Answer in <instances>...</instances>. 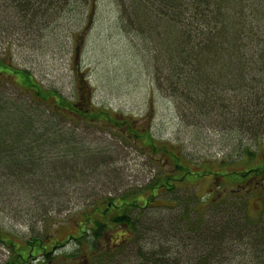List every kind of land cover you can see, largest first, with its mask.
Wrapping results in <instances>:
<instances>
[{
  "label": "trees",
  "instance_id": "trees-1",
  "mask_svg": "<svg viewBox=\"0 0 264 264\" xmlns=\"http://www.w3.org/2000/svg\"><path fill=\"white\" fill-rule=\"evenodd\" d=\"M10 1L20 8L18 19L14 16L11 20L26 25L54 15L60 2L69 4V0ZM82 1L98 6L97 0ZM113 1L119 7L120 27L147 43L154 85L173 100L178 110L187 102L194 116L212 120L215 112L224 113V117L230 108L232 122L244 125L241 130L246 128L258 137L264 129V0ZM35 39L28 36L26 41ZM76 51L78 54L79 49ZM13 56L11 46L0 51L1 185L12 191L28 188L42 193L40 196L52 197L57 189L60 192L82 184V179L92 176L102 165L112 164L109 160L114 146L92 149L84 144L83 132L76 128L80 123L100 128L113 119L102 107L95 113L90 106L81 110L92 95L84 86L89 81L88 71L79 72L75 62L79 90L76 100L71 101L59 90L36 80L30 69L15 65ZM8 83L27 98H11L10 92L1 89ZM228 96L240 107L231 108ZM184 115L181 111L183 120ZM67 120L75 125H66ZM132 124L129 121V130H133ZM118 134L132 141L123 130ZM141 137L134 135V144ZM164 149L172 163L174 160L172 170L152 178L142 190L99 197L66 219L50 216L51 222L46 209L41 219L46 231L52 228L58 232L68 224L77 229V236L69 235L68 239H75L78 245L72 251L61 252V264H264V191L259 186L233 189L234 193H248L249 200L227 198L222 192L216 198L209 193L206 202L196 192L193 197L166 199L174 203L166 206L175 210L170 214L161 216L154 210L144 214L147 209L162 207L154 203L158 196L174 194L194 173L185 165L189 162L186 155L175 146ZM246 155L250 161L257 157L251 149ZM205 164L219 168L232 163L207 161L197 166L200 169ZM251 168H258V174L264 172V166ZM214 176L219 179L222 174ZM253 188H257L255 193ZM111 230H119L121 238L117 236L118 244L107 248L101 243L102 235ZM34 234L18 243L14 241L17 234L0 226V243L11 253L3 264H34L37 258L42 263H53L55 250L65 245Z\"/></svg>",
  "mask_w": 264,
  "mask_h": 264
},
{
  "label": "rangeland",
  "instance_id": "rangeland-1",
  "mask_svg": "<svg viewBox=\"0 0 264 264\" xmlns=\"http://www.w3.org/2000/svg\"><path fill=\"white\" fill-rule=\"evenodd\" d=\"M97 2L96 8L82 0H69V4L60 2L52 12L54 15L42 22L38 21V24L26 25L11 20L14 16L18 19L19 7L15 8L10 0L6 1L5 6L3 0H0V51L4 52L7 46H11L15 65L30 69L36 80L48 88L59 90L71 101L76 100L79 90V81L75 77L76 62L79 72L88 71L89 81L84 86L92 93L86 98L88 103L81 110L90 106L91 112L95 113L102 107L113 118L100 128L84 123L76 127L83 132L86 146L95 150L107 145L114 146L112 159L109 160L112 164H104L92 176L82 179L87 184L78 183L60 192L57 189L52 198L49 194L40 196L42 193L36 194L28 188L8 190L0 183L1 228L17 234L13 238L18 243L26 242L34 233H39L43 238L49 237L51 241L62 242L65 247L55 250L57 254L50 264H61V252L76 248V240L68 237L77 236V229L74 224H68L58 232L52 228L46 231V224L41 220L46 209L49 219L51 216L61 220L94 203L99 197H118L125 190H142L149 184V180L172 170L174 160L172 163L164 146L171 148L173 145L182 155H186L189 162L185 165L194 173L187 176V183L178 186L174 194L158 196L154 203L162 207L147 209L144 214H150L153 210L161 216L170 214L171 210L166 206L174 203L166 199L174 196L193 197L196 192L206 202L209 193L216 198L222 192L227 198L249 200L251 196L248 197V193L233 192L242 180L237 169L244 172L251 167L264 166V129L260 130L258 137L246 128L241 130L244 125L240 127L232 122L229 107V116L226 114L228 117H223L221 114L224 113L217 111L212 120L194 116V109L191 110L187 102L181 104L184 109L178 110L173 100L154 85L152 59L148 55L147 43L120 27L122 22L115 1ZM28 36L37 39L26 41ZM24 44L27 45L24 47ZM1 89L10 92L11 98H27L25 93L20 94L12 84L2 85ZM229 97L227 103H230L231 108L240 107L235 105V100L232 104L233 99ZM181 111L185 114L184 120L180 116ZM129 121L133 122V130L128 129ZM66 125L75 124L67 120ZM121 128L128 136L140 132L148 141L143 144L142 137L137 144H134V137L130 138L131 142L127 141L118 134ZM150 136L153 140L149 139ZM153 144L157 149H153ZM249 149L257 153V157L251 161L246 155ZM151 155L155 157L153 160H150ZM226 160L232 164L219 168H211L207 164L200 169L197 166L207 161L221 163ZM217 172L222 174L219 179L214 176ZM256 190L253 188V193ZM9 193L10 196H7ZM250 206L254 209L257 207L254 204ZM261 206L262 202L259 208ZM113 233L118 237L121 234L119 230ZM52 244H48L49 250ZM10 255L8 249L0 243V264ZM32 262L46 264L40 262L39 258Z\"/></svg>",
  "mask_w": 264,
  "mask_h": 264
},
{
  "label": "flooded vegetation",
  "instance_id": "flooded-vegetation-1",
  "mask_svg": "<svg viewBox=\"0 0 264 264\" xmlns=\"http://www.w3.org/2000/svg\"><path fill=\"white\" fill-rule=\"evenodd\" d=\"M121 130L123 129L121 128ZM123 132L125 133V130H123ZM136 135L142 136V140H144L143 142L148 141L147 137H144L142 133L139 132L138 134H135V136ZM128 137H134V134L132 133ZM154 158L155 157L151 155L150 160H153ZM240 178H242L241 183L237 185V187L239 186L240 189L248 188L249 185H256L257 187H261L264 191V172L258 174V168H249L247 171L241 172ZM102 238L103 241H101V243L104 244V247L109 248V246L113 247L118 244L117 234H114L113 231L105 232L102 235Z\"/></svg>",
  "mask_w": 264,
  "mask_h": 264
},
{
  "label": "water",
  "instance_id": "water-1",
  "mask_svg": "<svg viewBox=\"0 0 264 264\" xmlns=\"http://www.w3.org/2000/svg\"><path fill=\"white\" fill-rule=\"evenodd\" d=\"M78 55V54H77ZM76 57H78V56H76Z\"/></svg>",
  "mask_w": 264,
  "mask_h": 264
}]
</instances>
